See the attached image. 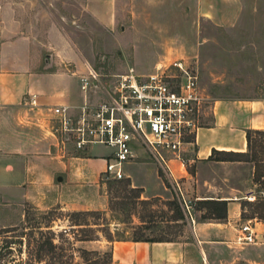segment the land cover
Here are the masks:
<instances>
[{
    "label": "rangeland",
    "instance_id": "obj_1",
    "mask_svg": "<svg viewBox=\"0 0 264 264\" xmlns=\"http://www.w3.org/2000/svg\"><path fill=\"white\" fill-rule=\"evenodd\" d=\"M125 10L120 24L112 30L88 14L84 0H0V30L7 28L13 34L24 25H42L45 30L56 25L102 73L122 72L133 66L139 73L147 74L142 71L154 63L165 67L176 59H185L199 72L203 97L200 126L212 123L217 100L264 98V0L246 2L237 21L229 27L217 26L202 17L196 0H130ZM156 71L157 67L152 73ZM169 72L177 73L174 68ZM103 149L108 151L104 146ZM71 150L75 155H88L86 150ZM213 159L223 162L218 166L202 165L200 184L210 179L244 190L253 186L255 196H246L241 218L243 222H264V132L252 133L248 153H216ZM136 161L147 162L151 168L160 167L143 151H139ZM159 174L168 187L163 195L142 193L130 177L114 180L101 173L95 181L77 180L66 202L64 199L48 208L24 202V195L20 194H14L12 201L0 200V245L14 241L13 252L6 253L0 263L112 264V242L97 232L96 226L91 231L84 223H108L100 229H105L107 235L112 232L114 238L118 237L117 230L126 236L141 233L153 239L186 238V214L183 210L182 219L177 208L179 203L186 204L161 167ZM188 184L192 185L193 180ZM112 199L116 205L113 211ZM188 200L192 213L201 218L206 211L203 204L192 196ZM82 207L87 209L79 210ZM94 208L106 212L99 217L74 214ZM86 235H98L100 240H80ZM48 240L56 245L52 251L45 244ZM260 240L258 244L264 245V234ZM42 244L45 249L41 251Z\"/></svg>",
    "mask_w": 264,
    "mask_h": 264
},
{
    "label": "crops",
    "instance_id": "obj_2",
    "mask_svg": "<svg viewBox=\"0 0 264 264\" xmlns=\"http://www.w3.org/2000/svg\"><path fill=\"white\" fill-rule=\"evenodd\" d=\"M84 1L86 11L96 22L114 30L130 0ZM196 1L202 17L217 26L229 27L250 0ZM7 30H0V200L12 201L14 194H20L24 202L48 208L64 199L66 202L77 180H97L105 169L104 157L112 152L94 145L86 150L87 156L75 155L71 149L60 154L51 109L70 105L75 110L86 101H98L101 94L81 90L80 79L87 75L91 62L61 28L52 25L45 30L42 25H24L18 33ZM160 65L154 63L142 72L151 74ZM29 93L37 94L35 108L26 104ZM250 130H264V98L217 100L212 123L200 126L193 140L184 145L185 163L172 159V175L166 172L172 184H178L174 185L176 194L186 204L182 207L189 235L170 241L115 240L111 243L112 264H264V245L236 242L246 223L241 218L243 202L247 195L255 196L253 186L244 190L210 179L202 184L199 181L202 165L218 166L223 162L212 159L214 151L248 153ZM159 170L136 160L125 167L126 177L149 196L163 195L168 190ZM191 180L193 184L189 185ZM191 196L200 202L227 201V217L197 218L189 204ZM98 209L103 208H94ZM250 221L259 237L264 234V222Z\"/></svg>",
    "mask_w": 264,
    "mask_h": 264
},
{
    "label": "built area",
    "instance_id": "obj_3",
    "mask_svg": "<svg viewBox=\"0 0 264 264\" xmlns=\"http://www.w3.org/2000/svg\"><path fill=\"white\" fill-rule=\"evenodd\" d=\"M170 68L177 73H170ZM80 88L99 93L101 98L86 101L75 110L70 105L51 109L60 154L94 145L110 148L102 174L114 180L126 177L125 167L138 158L139 151L148 153L170 175L172 159L185 163L183 147L200 127L203 100L194 64L180 58L168 66H158L151 74H141L133 66L122 72L102 73L88 64ZM26 104L37 107V94L29 93ZM258 234L248 220L236 242L258 244Z\"/></svg>",
    "mask_w": 264,
    "mask_h": 264
},
{
    "label": "trees",
    "instance_id": "obj_4",
    "mask_svg": "<svg viewBox=\"0 0 264 264\" xmlns=\"http://www.w3.org/2000/svg\"><path fill=\"white\" fill-rule=\"evenodd\" d=\"M253 132H264V130H255V131H248L247 137H248V142H249V146L251 144V136ZM219 153V154H229V155H243L246 153H241V152H234V151H230V152H218V151H214L213 155H212V159L214 154ZM201 204H203V207L206 209V211L201 215V219L202 220H211V219H216V220H224L227 217V201L222 200V201H217V200H210V201H202L200 202ZM115 201L114 199H112L111 204H110V208L111 210H115ZM178 210L180 211L181 214V218L184 219L185 215L183 212V207L182 205L179 203L177 205ZM106 211H100V210H90V211H77L74 212L75 215H79V214H86V215H93V216H100L102 214H104ZM87 226H90L91 231H93L94 227L96 226L97 232L100 231L103 233V235L107 238L108 241L113 242L115 240H136V241H140V240H145V241H170L173 239H153V238H148V237H144L143 234L141 233H134V236H126L125 232H121L119 230H117L115 232L116 235H118V237L114 238L112 232L109 231V234H105V229H100V228H105V226H109L108 223H99V222H95V223H84ZM80 240H100V237L98 235H92V236H88L86 235V238L80 239ZM12 243H14V241H6V244L4 245H0V260H2L4 258V256L6 255V253H12L14 250V247L12 245ZM45 244H49L48 246V250L52 251L56 248V245H54L52 240H48L47 242H45ZM43 245V246H42ZM41 245V251L43 249H45V245L42 244ZM44 247V248H43ZM4 250V251H3ZM8 251V252H6ZM1 264V263H0Z\"/></svg>",
    "mask_w": 264,
    "mask_h": 264
}]
</instances>
